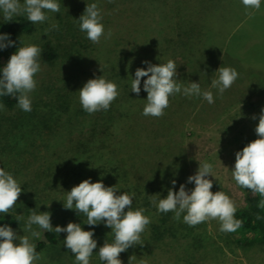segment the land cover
Segmentation results:
<instances>
[{
	"label": "rangeland",
	"instance_id": "rangeland-1",
	"mask_svg": "<svg viewBox=\"0 0 264 264\" xmlns=\"http://www.w3.org/2000/svg\"><path fill=\"white\" fill-rule=\"evenodd\" d=\"M58 2L59 12H47L48 20L33 23L34 31L19 37V45L21 39L39 47L47 39L58 51L55 62H39L36 88L30 93L31 111L18 104L0 108V167L20 183L19 199L35 203L31 207L24 200L14 214L23 216L26 224L33 210L48 211L56 226L75 222L85 229V215L65 209L66 192L84 179L94 182L95 164L114 151L118 162L125 163L127 176L136 177L140 188L153 173L175 172L185 176L191 190L195 185L188 177L196 173L199 161L211 162L218 178L208 177L213 181L212 191L225 192L235 206H241L244 193L232 168L241 144L257 138L255 128L264 108V0L259 10L246 8L241 0ZM93 2L102 11L105 32L96 44L87 39L78 21L86 4ZM0 20L4 21L2 13ZM53 23L58 28H52ZM109 30L112 35L105 38ZM181 44L196 50L183 57L179 54ZM137 47L140 51L152 49L148 56L154 64L172 59L177 65V82L185 86L191 81L199 83L202 91L213 93L214 103L203 96L177 93L169 98L163 116L143 115L145 96L128 91L132 62L120 63L118 59L120 51ZM219 67L238 72L222 95L211 87ZM101 75L117 85L119 95L108 110L89 114L82 111L79 90L88 79ZM58 90L60 96L69 95L73 101L68 110H56ZM91 138L100 141L94 143ZM105 177H111L110 171ZM54 178L58 180L45 185ZM173 226V238L133 264H264V249L245 253L234 244L225 245L218 220L206 221L198 228L186 224L181 216ZM33 228L41 232L40 239L32 238L37 247L43 230L37 225ZM22 235L28 233L22 231ZM66 235L59 233L56 245L36 248L43 255L38 264H76L64 244ZM119 258L129 264V257ZM90 264H103L95 249Z\"/></svg>",
	"mask_w": 264,
	"mask_h": 264
},
{
	"label": "clouds",
	"instance_id": "clouds-1",
	"mask_svg": "<svg viewBox=\"0 0 264 264\" xmlns=\"http://www.w3.org/2000/svg\"><path fill=\"white\" fill-rule=\"evenodd\" d=\"M241 2L246 8L255 10H259L261 5V0ZM59 10L58 0H24L23 4L20 0H0V13L6 22L12 21L14 16L26 14L30 22L43 23L49 19L47 12ZM102 20V11L96 2L86 4L83 14L78 18L80 30L94 44L99 43L101 37L105 36ZM52 28H58V24L53 23ZM111 35L109 30L105 38H110ZM14 43L9 34L0 33V49ZM41 53L42 49L38 45L24 43L20 39V46L2 68L0 95L14 96L18 106L24 111H31L30 93L36 88L34 77L40 71ZM144 63L148 65L147 68H137L131 84V90L139 95L141 78L147 77L143 81V89L147 92L143 115L163 116L164 110L169 106V98L177 93L188 97L203 96L208 103H214L213 93L209 90L202 91L199 83L191 81L185 86L177 82V65L172 59L158 64L148 61ZM216 71L218 78L211 81V87L218 89L222 95L235 82L238 72L232 67H219ZM118 95L117 85L101 75L84 83L79 90V101L84 111L93 114L108 110ZM253 119L256 117L253 116ZM255 132L257 138L235 153L232 176L239 186L259 194L262 198L259 207L264 208V108L259 114ZM209 175L215 177L213 164L199 161L196 173L188 177L189 183L194 182L193 189L189 191L185 184H181L178 191L170 188L165 197L153 198L151 202L159 212H173V218L177 221L183 214V221L189 226L218 220L222 232H235L242 223L235 219V203L225 192L212 191L213 181L208 178ZM172 183L175 185V181ZM21 192L18 180L0 167V214L11 213L10 210L15 208ZM117 192L115 185L105 186L102 180L92 182L88 178L66 192V201H63L65 209H75L77 213H83L88 225L95 226L103 222L111 228L114 239L112 242L105 240L98 250L103 264H123L120 254L135 245H143L141 234L151 223L150 217L144 214V208H132L135 193ZM15 219L19 222L23 216L17 215ZM257 219L260 217L257 216ZM33 225L49 232L54 230L56 233H67L64 244L75 256L76 264H90V258L97 248V241L93 238L94 231L85 230L80 223L75 222H69L66 227L57 225L53 228L51 213L35 210L28 216L23 228V232L28 235L18 236L11 226H0V264H38L43 259V255L36 252V245L32 241V238L40 239L41 232L35 230ZM135 259V256H130L129 264H133ZM139 264L145 262L140 261Z\"/></svg>",
	"mask_w": 264,
	"mask_h": 264
},
{
	"label": "trees",
	"instance_id": "trees-1",
	"mask_svg": "<svg viewBox=\"0 0 264 264\" xmlns=\"http://www.w3.org/2000/svg\"><path fill=\"white\" fill-rule=\"evenodd\" d=\"M65 28L68 26H66ZM34 31V25L27 19L26 14L18 15L13 18L10 22H5L0 20V33H7L9 34V38L12 41H15L14 44L8 46L7 48L0 49V75H2V68L8 62L12 53H14L19 45V37L21 35H27ZM65 34L69 35L68 32L65 30ZM182 36H185L184 33H181ZM44 38V37H43ZM180 52L179 54L183 57H186L187 53L190 51L194 52L196 49L192 47H188L186 44L179 45ZM42 49L41 56L39 57V62H46V63H53L55 62L58 51L57 48L50 44L49 40H44L40 45ZM138 49H130L129 51H120L118 54L119 62L121 63L124 60L128 62H132L131 71L128 73L127 86H129L128 91L133 92L131 90L132 79L135 78V71L137 68H147V64L144 63L145 61H150L149 53L152 52V49H142L141 51ZM148 53V54H147ZM186 53V54H185ZM136 54H140L139 58L135 57ZM133 58V59H132ZM136 59V60H135ZM154 64V63H152ZM147 77L141 78V91L139 95L141 98L145 96L147 97V92L143 89V81ZM57 91L58 97L56 104V110H65L70 108L72 104V100L70 99L69 95H61ZM134 93V92H133ZM136 94V93H135ZM18 95V94H17ZM140 99V97H139ZM18 104L17 99L14 96L10 95H0V105L6 108H13ZM55 109V108H53ZM83 111V108H82ZM102 111V110H101ZM95 131V130H94ZM99 131V130H98ZM97 131V132H98ZM92 136V135H91ZM92 141L94 138H91ZM256 139V138H255ZM254 139L248 140L243 142L240 146V150L243 147ZM100 140H94L93 142H99ZM92 142V143H93ZM86 145V144H84ZM94 149V148H93ZM97 146L95 147V150ZM121 160V159H120ZM118 157L116 156V152L110 153L109 158L102 160V162H97L95 164V168H93L94 173V182L97 180H102L105 186H114L118 188L117 194L122 192L128 193H135L133 197L132 208L136 209L139 207L144 208L145 215L150 217L151 223L147 226L146 230L141 234V240L143 245H135L130 247L127 251L122 252L120 257H130L135 256V262L139 257L142 255L146 256L145 254H152L154 252V248L158 246V244L163 243L167 238L174 237V226L173 221L175 220L173 212H159L157 208L152 204V199L156 198H163L167 195V192L170 188H173L175 191L179 190L181 184H185L187 190H189L188 183L186 181L185 176L182 173H153L146 179L143 183V188H140L137 178H129L127 176V168H124L125 163L123 160L118 163ZM110 171L111 177L107 178L106 173ZM104 176V177H103ZM117 177V178H116ZM58 180V178H54L48 180L45 185L50 186L51 181ZM173 181H175V185H173ZM238 185V184H237ZM239 189L244 193V202L241 206H236L235 212V219L240 220L241 226L235 232H222L223 234V241L225 245L234 244V247L240 248L243 252L246 253L251 251L252 249H264V208L259 207V202L262 199L259 194H254L249 189L243 188L239 186ZM190 191V190H189ZM30 197L33 195L30 194ZM27 198H20L16 202L15 208L11 209V213L0 214V226L9 225L11 226L18 234V236L22 235L23 227L25 222L21 219L19 222L15 219L17 215L14 214V210L21 207V203L24 204V200ZM27 201V200H26ZM28 206L34 207L35 203L32 201H27ZM27 204V203H26ZM58 204L57 206H59ZM56 208V207H55ZM61 209V208H60ZM19 210V209H18ZM55 210V209H54ZM127 210V209H126ZM24 213H28V209H24ZM81 214V213H79ZM83 215V213H82ZM183 216V214L181 215ZM257 216L260 219H257ZM65 217V216H64ZM67 217V216H66ZM84 217V215H83ZM86 218V216L84 217ZM53 228L56 227L54 223H51ZM206 222L198 224L194 227H204ZM38 227V226H37ZM85 227V226H84ZM36 228V227H35ZM85 230H92L94 231V239L97 241V248L95 249L97 252L99 247L103 245L105 240L112 242L114 239V234L111 232V228L107 227L103 222L99 223L98 225L86 226ZM43 239L37 243V249L41 247L51 244L56 245L58 243V236L59 233H56L54 230L49 232L46 230L42 231ZM19 242L18 240L16 241ZM99 255V254H98ZM141 256V257H142ZM101 261V260H100ZM139 262V261H138Z\"/></svg>",
	"mask_w": 264,
	"mask_h": 264
}]
</instances>
